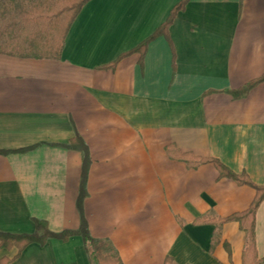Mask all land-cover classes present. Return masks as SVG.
<instances>
[{"label":"crops","instance_id":"1","mask_svg":"<svg viewBox=\"0 0 264 264\" xmlns=\"http://www.w3.org/2000/svg\"><path fill=\"white\" fill-rule=\"evenodd\" d=\"M181 0H90L74 20L59 59L0 53V231L77 229L83 154L64 146L80 135L91 165L84 214L93 237L123 264H242L237 222L195 224L247 209L255 189L219 177L213 163L189 168L167 146L215 157L264 185V0H189L134 52ZM175 60V69L173 66ZM26 149L25 151H21ZM264 258V201L255 218ZM231 245V256L224 246ZM18 252L0 249L3 258ZM10 264H93L81 235L29 244Z\"/></svg>","mask_w":264,"mask_h":264},{"label":"trees","instance_id":"2","mask_svg":"<svg viewBox=\"0 0 264 264\" xmlns=\"http://www.w3.org/2000/svg\"><path fill=\"white\" fill-rule=\"evenodd\" d=\"M90 0H34L30 7L15 5V0H0V13L13 14L19 11L15 19L0 25V53H7L23 58H51L61 57L66 36L82 10L83 6ZM189 0H181L174 6L167 20L149 37L139 43L136 47L121 54L113 62L103 65L100 68H114L125 56L134 52L141 54V64L147 47L155 38L164 35L169 39V26L173 23L179 11L183 10ZM175 69V60H173ZM264 81V74L252 80L245 86L230 91L234 97L240 98L247 95L257 84ZM64 146L78 149L83 154V171L80 184V193L77 200V208L80 213V225L77 229H64L53 231L45 219L32 218L35 224V231L32 233H11L0 231V249H18L13 258H3L1 264H10L18 258L23 250L31 243L45 245L50 238L68 240L73 235H81L89 259L93 264H123V261L107 241L93 237L87 219L84 214V200L87 196V177L91 165V156L88 145L80 135ZM23 149L21 151H25ZM167 152L172 158L187 163L189 168H197L203 163H213L219 171L220 178H230L240 185H248L255 189V197L250 206L243 210L234 212L225 217L206 215L195 219V224H212L215 226V233L212 239L211 253L221 242V227L228 222H237L239 227L246 234V247L242 254V264H264V258L258 256L256 246L255 218L256 213L264 201V185L254 183L247 173H237L215 157H198L191 152H181L175 145L167 146ZM224 246L231 256V245L225 241ZM165 264H174V259L167 256Z\"/></svg>","mask_w":264,"mask_h":264},{"label":"rangeland","instance_id":"3","mask_svg":"<svg viewBox=\"0 0 264 264\" xmlns=\"http://www.w3.org/2000/svg\"><path fill=\"white\" fill-rule=\"evenodd\" d=\"M15 1L16 2L13 4V6L25 5L27 7H30L33 4L34 0H15ZM18 16H19L18 10H16V12H14L13 14H6L4 16L0 13V25L2 23H6L7 21L17 18Z\"/></svg>","mask_w":264,"mask_h":264}]
</instances>
